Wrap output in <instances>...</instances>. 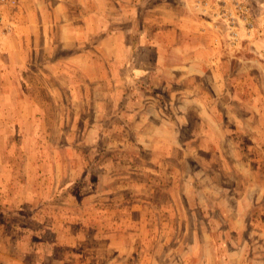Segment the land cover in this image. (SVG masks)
<instances>
[{"label": "rangeland", "instance_id": "rangeland-1", "mask_svg": "<svg viewBox=\"0 0 264 264\" xmlns=\"http://www.w3.org/2000/svg\"><path fill=\"white\" fill-rule=\"evenodd\" d=\"M27 1L2 5L0 264H264V0H113L79 49Z\"/></svg>", "mask_w": 264, "mask_h": 264}, {"label": "crops", "instance_id": "crops-1", "mask_svg": "<svg viewBox=\"0 0 264 264\" xmlns=\"http://www.w3.org/2000/svg\"><path fill=\"white\" fill-rule=\"evenodd\" d=\"M112 2L113 0H109L108 2H106V0L105 1L104 0H50L49 2L47 0H40L36 3L27 1V8L31 9L30 14L31 13L34 14V15L29 14L30 19L33 16L35 20V15H36V18H38L35 21L31 20V23L38 24V25H28V26L25 25L24 27L27 26L26 27L27 30H32V29L40 30V31L42 30L43 34H45L44 43L46 41L47 44L52 45L56 43V41L58 40V43H61L60 46L63 47L62 43H64V41H61V40H65V41L73 42L75 44L74 46L78 49L81 47L83 48L85 44L84 43V40H85L84 31L85 30L88 31L89 38L91 36L93 37L96 36V29L101 28V27H96V25H106L105 22L103 23L100 21L101 15L102 14L103 16L107 14L112 15V11H113ZM101 4H103V7L98 9V7H100ZM24 7L26 8V4ZM52 11L54 13H57L60 16L59 22H54V23L56 27L60 30V36L62 37L61 39H54V36L56 35L54 34L55 30L53 29V25H52L53 22L51 23L50 20H44L47 16L52 14ZM40 12H41V17L38 16ZM35 13H38V15ZM70 14L82 15L83 22L80 23L79 25L77 23L76 24L73 23L70 17ZM96 14L99 17V22L96 21ZM201 21L204 24V19ZM46 22H49V23H46ZM108 25H111V23H109ZM69 26L71 27L69 33H65L63 35L64 30L67 29V27ZM20 31H21V35L24 37V34L26 31L22 30L21 28H20ZM26 37L27 39L29 38L27 34H26ZM11 38H13L12 35L5 37L4 42H6L7 39H11ZM69 44H72V43H69ZM27 48L26 47L23 48L24 51H26ZM73 56L72 57H73L74 62H77L76 63L77 65L82 66L83 68L82 67L81 68L84 71L86 70V68L89 67L90 64L88 63V60L87 62H85V60L90 57V54L87 51L80 52V50H78L77 54L75 55L73 54ZM19 60L23 62V65L20 66V68L23 67L24 69H26L29 65V56L27 55L20 56ZM17 70H19L20 72V70L22 69H17ZM87 74L89 76L91 75V72H88ZM16 76H18V74Z\"/></svg>", "mask_w": 264, "mask_h": 264}, {"label": "built area", "instance_id": "built-area-1", "mask_svg": "<svg viewBox=\"0 0 264 264\" xmlns=\"http://www.w3.org/2000/svg\"><path fill=\"white\" fill-rule=\"evenodd\" d=\"M9 1L11 0H0V34H1V31H2V28H3V25H4V22H3V8H2V5H7L9 3Z\"/></svg>", "mask_w": 264, "mask_h": 264}]
</instances>
